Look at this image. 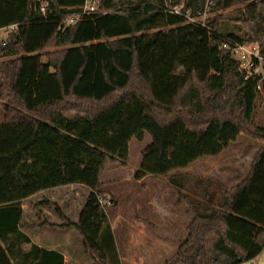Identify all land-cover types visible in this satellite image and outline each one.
Wrapping results in <instances>:
<instances>
[{
    "label": "trees",
    "instance_id": "obj_1",
    "mask_svg": "<svg viewBox=\"0 0 264 264\" xmlns=\"http://www.w3.org/2000/svg\"><path fill=\"white\" fill-rule=\"evenodd\" d=\"M84 1L0 0V29L14 26L0 44L8 56L0 61V264H66L62 251L40 247L21 226L25 199L71 184L90 188L78 220L45 223L75 228L94 264H123L101 203L116 200L98 189L106 162L128 160L131 140L146 132L152 143L135 177H168L194 214L186 240L165 264H247L258 257L264 146L233 187L169 173L219 154L241 132L264 141V126L252 127L264 94V0H216L206 20L208 73L188 76L171 102L161 99L164 65L187 20L172 9L199 17L206 0H100L96 13L81 16ZM70 16L78 21L62 28ZM95 39L102 40L96 47ZM225 42L257 44L263 74L246 80Z\"/></svg>",
    "mask_w": 264,
    "mask_h": 264
},
{
    "label": "rangeland",
    "instance_id": "obj_2",
    "mask_svg": "<svg viewBox=\"0 0 264 264\" xmlns=\"http://www.w3.org/2000/svg\"><path fill=\"white\" fill-rule=\"evenodd\" d=\"M213 15L212 10L208 18ZM204 21L201 16L192 17L180 25L181 37L164 65L168 89L162 92L161 99L165 102L172 101L178 85L188 76L194 73L201 80L208 73V28ZM10 30L0 29V44L6 40ZM101 41L95 39L93 46L96 47ZM155 51L156 48L147 56L150 58ZM7 57L0 53V61ZM174 60H180V63L174 64ZM257 105L253 128L264 126V94ZM4 116L0 102V121ZM151 143L152 137L148 132L142 139L133 138L128 160H108L101 173L98 191L116 200L115 205L107 204L106 212L114 228L123 264H165L177 254L186 240L187 228L194 217L186 200L181 198L178 187L168 177L151 173L141 179L135 177L142 164L143 152ZM263 146L261 139L241 132L219 154L203 156L185 167L174 168L169 176L210 178L233 187L247 177L253 160ZM89 191L90 188L85 185L50 188L24 200L23 204L31 222L66 224L68 220H78ZM184 192L188 193V189ZM47 230L51 231L49 228ZM54 232L59 243L66 247L67 264H94V260L86 254L75 228L67 227ZM247 264H264V251Z\"/></svg>",
    "mask_w": 264,
    "mask_h": 264
},
{
    "label": "built area",
    "instance_id": "obj_3",
    "mask_svg": "<svg viewBox=\"0 0 264 264\" xmlns=\"http://www.w3.org/2000/svg\"><path fill=\"white\" fill-rule=\"evenodd\" d=\"M99 2L100 0H85L80 15H91L96 13L99 7ZM215 5L216 0H206L204 11L202 12V14L199 15V17L201 16V18L203 17L205 19V26L206 20L208 19V16L212 13V10ZM41 10L44 12L45 7L43 6ZM172 12L179 15H185L187 19L192 18L189 12L183 14L180 7H174L172 9ZM78 18L79 16L68 17L67 21L62 25V28H66L67 25L70 23H76L78 21ZM9 28L13 29L14 26H11ZM223 47L232 50L234 57L238 61L239 71L245 76L246 80L254 77L257 74H263V57L260 53V48L257 44L231 45L230 43L225 42L223 43ZM101 203L107 205L110 204V201L102 198Z\"/></svg>",
    "mask_w": 264,
    "mask_h": 264
},
{
    "label": "crops",
    "instance_id": "obj_4",
    "mask_svg": "<svg viewBox=\"0 0 264 264\" xmlns=\"http://www.w3.org/2000/svg\"><path fill=\"white\" fill-rule=\"evenodd\" d=\"M73 185H81V184H71V186H73ZM66 186H69V185H66ZM59 187H63V186H59ZM55 188H57V187H55ZM89 193H90V191H89ZM31 197H33V196H31ZM31 197H29L25 200H28ZM85 202H86V200L84 199V201L82 203V207L85 204ZM82 207H81V209H82ZM23 208H24L25 214H24V219L22 221V226H21L22 231L27 233L31 237V239L35 243H37L40 247L62 251L65 254L66 264H67L68 255L66 252V247H63V245H61L59 243V239L56 236V233L54 232L55 230L56 231L61 230V228H53V227L51 228V226L47 225L45 222H42V223L39 222V224H37L35 222H31L30 215L26 214V208L24 207V204H23ZM81 209H80V211H81ZM51 223H55V222H51ZM55 224H62V223H55ZM47 228H49L51 231H48ZM56 237H57V239H56ZM23 248H24V250H28L29 245L24 244Z\"/></svg>",
    "mask_w": 264,
    "mask_h": 264
}]
</instances>
